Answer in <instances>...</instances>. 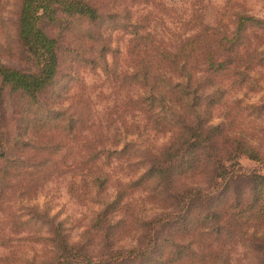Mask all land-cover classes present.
<instances>
[{
	"label": "trees",
	"instance_id": "1",
	"mask_svg": "<svg viewBox=\"0 0 264 264\" xmlns=\"http://www.w3.org/2000/svg\"><path fill=\"white\" fill-rule=\"evenodd\" d=\"M130 13L102 11L92 0H19L18 61H0V119L7 127L0 133V211L10 226L23 225L26 235L12 237L16 231L11 228L5 235L0 227V245L11 237L31 241L40 245L41 254L35 250L27 257L11 250L0 255V264H168L192 252L191 242L172 238L175 226L184 233L193 223L195 230L199 218L217 232L225 226L220 218L227 211L213 208L221 193L215 202L211 195L218 178L225 173L230 178L219 151L229 148L227 158L246 154L260 160L257 146L242 132L231 131L234 119L213 122L212 111L227 92L216 76L232 70L238 78L231 84L243 81L255 56L245 49L247 31L263 26L264 18L241 9L225 22L207 24L200 9L187 35L163 41L150 28V14L132 21ZM105 24L107 37L101 31ZM115 30L127 36L120 67L121 45H110ZM69 33L79 38L75 46L64 41ZM108 53L116 58L110 60ZM66 57L68 65L62 69ZM77 61L113 76L125 92L107 109L109 122L91 118L88 93L71 91L68 81L59 88ZM116 117L119 124L111 130ZM143 131L170 136L154 150L140 141ZM112 162L125 164L131 173L110 187ZM67 173L71 196L94 205L76 236L65 219L35 202L46 181ZM193 173L205 174L206 187L180 183ZM252 177V197L244 201L242 190L231 199L229 209L236 208L229 214L232 223L242 219L243 201L251 209L262 200L264 210V175ZM136 191L157 211L146 218L134 213L129 199ZM131 229L133 243L121 245Z\"/></svg>",
	"mask_w": 264,
	"mask_h": 264
},
{
	"label": "rangeland",
	"instance_id": "2",
	"mask_svg": "<svg viewBox=\"0 0 264 264\" xmlns=\"http://www.w3.org/2000/svg\"><path fill=\"white\" fill-rule=\"evenodd\" d=\"M92 1L102 11H118L122 14H125V11H129L132 15V21H136L139 17L147 16V13L150 14V28L155 33L156 38L163 41H173L177 34L187 35L189 33L188 29H190L188 27L192 24L190 22L192 16L200 9L203 10V21L207 24H214L221 19L225 22L229 14L241 9L252 16L264 18V0ZM18 3L19 0H0V18L2 20L0 22V61L12 65L17 64L18 61L15 26ZM103 26H105V29H101V31L107 37L109 34L107 26L106 24ZM111 38L110 45L112 48H114L116 43L121 45V54L118 56V66L120 67L121 64H124L125 55H123L124 47L122 44L124 39H127V36H122L119 30H115ZM246 39V51L255 53V56L252 55L253 64L248 67V72L244 76L243 81L235 82L233 85L231 83L238 78V75L234 74L232 70L227 72V76L222 74L216 76L215 81L219 85L226 87L227 92L225 99L213 106L212 121L225 120L226 122H231L234 119L235 124L232 126L231 131H235V133L238 131L242 132L245 138L255 144L260 160L251 159L246 154H239L235 158L232 157V154L227 158L228 152L226 151H229V148L219 149V154L224 156L222 163L231 179L226 177L227 173L218 178L216 180L218 181L217 188L211 195H214L212 198L214 201V198L221 193L213 208L227 211L220 218V223L225 226L222 231L217 232L207 227L202 218L198 219V226L195 230L192 229L193 223L187 224L189 230L184 233H181L182 228L180 226H175L172 238H175L181 244L191 242L190 250L192 252L188 251L185 254H181L176 260L168 264H264V210L260 209L262 200H259L260 203H257V206L251 209L245 208L246 203L244 202L248 200V197L251 198L253 194L252 176L255 174L264 175V25L249 28ZM64 41L71 46H75L78 44L79 38L69 33L65 35ZM80 41L82 40L80 39ZM114 57L113 54L108 53L110 60H114L116 58ZM68 60H66L62 69L67 67ZM244 67L245 62L240 68L243 69ZM73 71L74 73L71 74V77L66 76L60 81L59 88L68 81L70 82L71 91L88 93L92 101L91 118L93 117L94 122L101 120L100 123L102 124L109 122L107 109L116 100L124 97L125 92L120 90L119 84L112 79L113 76L107 78L101 70L91 69L82 61L76 62ZM62 91V89H59L58 93L64 94ZM128 93L132 94L133 90L128 89ZM65 97H61L64 102H66ZM127 117L129 118L130 116ZM115 119L116 124L111 123L109 126L111 130L119 124L120 118L116 117ZM103 128L105 129V126ZM6 130V122L0 119V133H4ZM139 134L140 141L154 150L163 146L170 136L169 133H148L144 131ZM108 169L112 176L110 187L113 186V183L115 184L116 179L124 181L127 179L128 173H131V170L123 163L112 162ZM182 182L186 185L205 187L207 185L205 174L193 173L191 176L183 178L180 183ZM70 183L69 173L58 177L53 176L42 185L35 202L39 205L44 204L43 206L50 209V213L57 214L58 217L65 219V226L69 233L72 236H76L87 225L94 205L78 201L72 197L69 193ZM206 189L203 191L206 192ZM242 190L245 191L243 195L244 201L240 206L243 208V212L240 213L242 219L238 221L239 224H235L229 220V214L231 215V213L235 212L236 208L231 207L229 209V206L231 199L236 197L238 191ZM212 200L210 203L213 202ZM129 201L132 204V211L134 213L138 212V215L144 218L157 211L156 206L147 201L145 194L141 191L134 192ZM168 210L169 206L166 211ZM209 222L211 223V221ZM0 227L3 233L6 232L5 235L10 233L8 232L10 228L16 231V233L13 232L12 237L19 238L26 235L23 225L16 223V225L10 226L7 223L3 211H0ZM168 228V226L165 227V234ZM133 232L134 229H131L129 235H126L121 241V245L128 247V245L133 243V238L131 237ZM12 237L9 242L0 245V255L15 250L28 257L40 247V245L33 244L31 241L16 240ZM38 254H41L39 250Z\"/></svg>",
	"mask_w": 264,
	"mask_h": 264
}]
</instances>
